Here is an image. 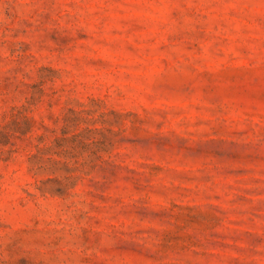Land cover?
I'll return each mask as SVG.
<instances>
[{
    "label": "rangeland",
    "instance_id": "1",
    "mask_svg": "<svg viewBox=\"0 0 264 264\" xmlns=\"http://www.w3.org/2000/svg\"><path fill=\"white\" fill-rule=\"evenodd\" d=\"M0 264H264V0H0Z\"/></svg>",
    "mask_w": 264,
    "mask_h": 264
}]
</instances>
